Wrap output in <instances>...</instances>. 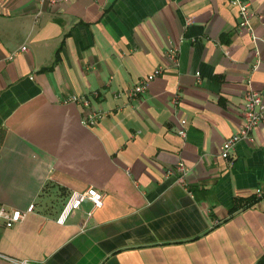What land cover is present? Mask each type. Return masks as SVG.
Masks as SVG:
<instances>
[{"label":"crops","instance_id":"0c3cea01","mask_svg":"<svg viewBox=\"0 0 264 264\" xmlns=\"http://www.w3.org/2000/svg\"><path fill=\"white\" fill-rule=\"evenodd\" d=\"M51 1L0 0V205L34 204L0 225V264L264 260V123L252 143L218 153L248 80L264 103V0H240L255 41L230 0ZM157 66L136 98L121 93ZM69 94L105 115L82 125L87 109L62 103ZM178 161L187 188L165 174ZM88 186L103 204L87 216L84 201L56 223L68 193Z\"/></svg>","mask_w":264,"mask_h":264},{"label":"built area","instance_id":"2783aa9c","mask_svg":"<svg viewBox=\"0 0 264 264\" xmlns=\"http://www.w3.org/2000/svg\"><path fill=\"white\" fill-rule=\"evenodd\" d=\"M44 1V0H40ZM49 2H52L51 0H48ZM231 5H234L237 9V27L244 29L248 35H250L251 39L253 41L259 39L255 36L253 33V29L250 23V17L252 16V12L248 8V4L246 2L240 1V0H230L229 1ZM190 22V18H186L185 24H188ZM26 47L25 45H21L19 47V50L17 51H25ZM15 51V53L17 52ZM15 53H10L6 56L7 59H11L12 56ZM164 55H166L167 61L171 65L176 64L177 54L176 49L174 47H168L165 50ZM257 62L254 63L253 69L256 68ZM163 69L161 66H157L153 68L148 74L143 76L139 81L135 83L134 86L130 88H126L123 91H121L122 94H124L129 99L136 98L148 85L149 81H151L153 78L159 76L162 73ZM196 76L198 73H195ZM121 93H115L114 97H119ZM93 94H96V91H93ZM242 107H241V122L238 126V129L236 132L232 133L231 135L224 138V141L220 144L218 148L219 156L224 159L229 157L231 150L233 149V146L239 141V140H245L249 143H252L254 140L252 136V130L264 123V103L261 100V96L259 92L255 89H253L250 86L249 80L247 81L246 87L244 91L242 92ZM75 103L80 104L81 106L85 107L87 109L86 113L83 114L82 118L80 119V122L84 126H92L94 123H96L102 116H104V112L100 108H95L93 110L88 109L89 101L82 98L81 96H77L75 94H69L64 97L62 100V103ZM177 135L182 137L184 135V129L180 128L177 130ZM188 169L183 164L182 161H178L173 169H167L165 174L175 173L174 174V181L176 184L180 185L183 188H187L186 183V174ZM255 195H260V190L255 189L254 192ZM104 193L94 189L93 187L88 186L86 189L79 191L71 190L65 203L63 204L62 208L60 209L59 213L56 216V223L62 224L65 222V220L68 218V214L72 210H76L80 207L82 202L88 201L91 203V209L86 212V215L89 216L92 210L96 209L97 207H100L103 204L104 199ZM34 209V204L30 203L23 211H18L14 209L7 210L4 206L0 205V225L5 228H10V226L20 222L24 215L28 212H32ZM0 257L4 259H8L6 256L0 253ZM17 264H37L29 260H14Z\"/></svg>","mask_w":264,"mask_h":264},{"label":"trees","instance_id":"16d2710c","mask_svg":"<svg viewBox=\"0 0 264 264\" xmlns=\"http://www.w3.org/2000/svg\"><path fill=\"white\" fill-rule=\"evenodd\" d=\"M256 199H257L256 197L240 199V207L241 208L249 207V206H251L252 204L255 203ZM256 264H264V260L263 259H259Z\"/></svg>","mask_w":264,"mask_h":264}]
</instances>
